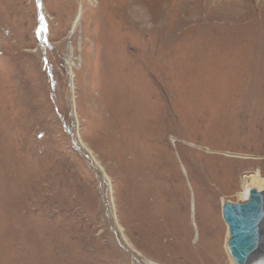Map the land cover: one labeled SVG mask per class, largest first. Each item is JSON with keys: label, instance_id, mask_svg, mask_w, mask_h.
<instances>
[{"label": "rangeland", "instance_id": "1", "mask_svg": "<svg viewBox=\"0 0 264 264\" xmlns=\"http://www.w3.org/2000/svg\"><path fill=\"white\" fill-rule=\"evenodd\" d=\"M40 6L45 45L36 0H0V264H234L221 205L264 184V0Z\"/></svg>", "mask_w": 264, "mask_h": 264}, {"label": "water", "instance_id": "2", "mask_svg": "<svg viewBox=\"0 0 264 264\" xmlns=\"http://www.w3.org/2000/svg\"><path fill=\"white\" fill-rule=\"evenodd\" d=\"M40 7V0H36V36L41 33L42 42L45 43V26ZM221 218L228 234L226 250L233 263L256 264L264 248V191H249L248 199L244 203H223Z\"/></svg>", "mask_w": 264, "mask_h": 264}, {"label": "bare ground", "instance_id": "3", "mask_svg": "<svg viewBox=\"0 0 264 264\" xmlns=\"http://www.w3.org/2000/svg\"><path fill=\"white\" fill-rule=\"evenodd\" d=\"M227 3V1H224ZM234 2V1H232ZM209 3V2H208ZM214 3V2H213ZM221 3V2H219ZM204 4V3H203ZM211 4V3H210ZM225 6V5H224ZM138 8V7H137ZM139 9V8H138ZM140 15V14H139ZM142 15V14H141ZM144 16V15H143ZM134 19V18H133ZM146 19V18H145ZM79 20V16L76 17L75 21H74V25L73 27L77 26V22ZM37 41H39V43H43L42 42V34L39 33L38 37L36 36ZM73 78V77H72ZM84 146V145H83ZM104 170V169H103ZM105 174V173H104ZM106 175V174H105ZM252 181L249 184V188L247 190V193H249V191L251 190H256L257 192H262L264 191V184H261L260 180H259V175L258 173H254L253 178H250ZM226 239V238H225ZM227 242V239H226ZM227 246V245H226ZM142 257V256H141ZM144 259V258H143ZM146 262V261H145ZM256 264H264V248H263V252H262V256L259 258V261L256 262Z\"/></svg>", "mask_w": 264, "mask_h": 264}]
</instances>
